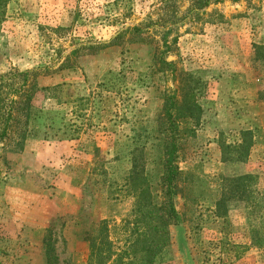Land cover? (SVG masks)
I'll return each instance as SVG.
<instances>
[{"label": "rangeland", "instance_id": "374dc122", "mask_svg": "<svg viewBox=\"0 0 264 264\" xmlns=\"http://www.w3.org/2000/svg\"><path fill=\"white\" fill-rule=\"evenodd\" d=\"M204 1L9 0L0 264L158 239L169 129L177 222L153 264H264V0Z\"/></svg>", "mask_w": 264, "mask_h": 264}, {"label": "trees", "instance_id": "16d2710c", "mask_svg": "<svg viewBox=\"0 0 264 264\" xmlns=\"http://www.w3.org/2000/svg\"><path fill=\"white\" fill-rule=\"evenodd\" d=\"M238 1V0H232ZM9 0H0V23L4 20L5 9ZM220 0H208L204 1V7L217 4ZM202 6V7H203ZM49 71V69H47ZM32 72H25L18 74V77L23 78V82L26 83L29 76ZM15 92V91H14ZM16 102L11 98L9 99V105H14ZM12 119V110L8 109L5 112L0 113V122L2 121L3 125H0V141L6 137L8 131V122ZM170 119V115H169ZM169 141L170 145L166 152V159L164 160V175L162 179L163 185V202L157 207L153 208V211L150 210L148 216L150 219H154L157 224V228H152L151 223H148L147 226L151 232L158 234L159 238L154 239L152 236L143 240L140 244V248L137 252L132 251L129 254V251H123L120 255H117L112 251L111 243L108 240L100 239L99 245L97 246L93 240L89 241V254H88V264H120L125 256L130 257L131 259L126 264H153L157 255L168 244V233L167 227L171 223L177 222V214L174 209V198L177 195V185L176 181L180 175L178 168L175 165L176 161V137L174 135V130L169 129ZM143 197H149L147 190L143 191ZM155 212V213H154ZM154 213V215H153ZM153 223V222H152ZM154 224V223H153ZM50 250V247L48 248ZM141 253L139 261L136 254ZM129 254V255H128ZM48 256V255H47ZM114 258V260H112ZM50 261V258L47 257V262Z\"/></svg>", "mask_w": 264, "mask_h": 264}]
</instances>
